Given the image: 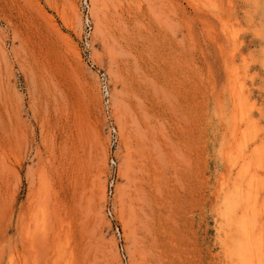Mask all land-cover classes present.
Wrapping results in <instances>:
<instances>
[{
	"label": "rangeland",
	"instance_id": "obj_1",
	"mask_svg": "<svg viewBox=\"0 0 264 264\" xmlns=\"http://www.w3.org/2000/svg\"><path fill=\"white\" fill-rule=\"evenodd\" d=\"M92 1L0 0V264H234L264 0Z\"/></svg>",
	"mask_w": 264,
	"mask_h": 264
},
{
	"label": "bare ground",
	"instance_id": "obj_2",
	"mask_svg": "<svg viewBox=\"0 0 264 264\" xmlns=\"http://www.w3.org/2000/svg\"><path fill=\"white\" fill-rule=\"evenodd\" d=\"M91 1V0H90ZM94 1V2H93ZM91 4H95V0H93ZM94 14V12H92ZM229 69V68H228ZM235 70V69H234ZM237 73V72H236ZM234 75V73H233ZM241 90V89H240ZM245 93V92H244ZM246 95V94H245ZM237 99L238 101V108L240 111V117L243 122L244 125V129L240 132L241 138H240V142L242 140V142L240 143L237 139H235V144L234 147L236 145V147L240 146L242 144L241 147H245L246 142L244 141L245 137L248 136V134H250L251 138L253 139L254 136L257 133V122H255L251 117H250V113L248 111V109H246L245 107V101H242L243 98L241 97V95L239 94ZM241 99V100H240ZM234 113V112H233ZM231 115V114H230ZM235 115V114H234ZM234 121V120H233ZM241 122V121H240ZM232 123V122H231ZM240 126V125H239ZM242 128V127H241ZM239 134V133H238ZM253 135V136H252ZM237 137V136H236ZM232 139V138H231ZM236 140L238 141V143L236 142ZM237 143V144H236ZM250 143V142H249ZM254 144V143H253ZM235 147V148H236ZM232 148V147H231ZM240 147H238L237 149H239ZM252 148V147H251ZM261 149L263 150V152L261 151ZM240 151V150H239ZM236 152V151H235ZM253 154L255 156V158L258 160V166L261 163V160L264 159V142L261 141L260 145L253 148ZM238 155V154H236ZM241 155V154H240ZM242 155L245 156V153H242ZM241 157V156H240ZM239 159V158H238ZM246 159V158H245ZM244 160V158H242V161ZM256 161V160H254ZM128 162V161H127ZM256 163V162H255ZM129 164V163H128ZM126 164V165H128ZM236 164V163H234ZM239 164V163H238ZM232 165V164H231ZM130 167V166H129ZM234 167V166H233ZM247 167V165H246ZM257 167V166H256ZM255 167V168H256ZM261 167V166H259ZM251 168V167H250ZM253 168H251L252 170ZM125 170V169H124ZM129 170V169H128ZM246 171V170H245ZM250 172V171H249ZM256 173V172H255ZM123 174V173H122ZM124 175V174H123ZM246 176V174L244 175ZM243 177V175H242ZM258 177V176H257ZM260 177V175H259ZM261 178V177H260ZM234 180H237L234 178ZM243 180V179H242ZM256 175L252 172L249 175V177L247 178L246 182L244 183V185H237L235 186V190L233 192H229L226 194V196L223 199V203H225L228 207L229 211L226 215L227 217L231 216V214L237 210V208L242 207L244 205V203L246 204L247 200L245 201L244 199V191L245 189L249 192L250 190L254 189V183L256 182ZM263 180V178H262ZM262 182V181H261ZM243 183V181H242ZM260 184V183H259ZM261 185V184H260ZM229 186V185H228ZM224 187V186H223ZM258 187V186H257ZM225 190V188H223ZM117 191V190H116ZM119 191V188H118ZM223 191V190H222ZM230 191V190H229ZM247 191L245 193H247ZM118 193V192H117ZM223 193V192H222ZM120 194V192L118 193ZM117 194V195H118ZM44 195V194H43ZM111 195V194H110ZM223 195V194H222ZM248 195V194H247ZM253 195V194H252ZM264 195V194H263ZM30 196V195H29ZM115 196V195H114ZM116 197V196H115ZM246 197V196H245ZM254 197V196H253ZM32 198V197H31ZM37 198V197H35ZM249 199V198H248ZM38 200V199H37ZM119 200V199H118ZM121 200V198H120ZM249 201V200H248ZM39 202V201H38ZM117 202V201H116ZM32 204H35L32 203ZM37 204V203H36ZM35 204V205H36ZM121 204V203H120ZM225 205V206H226ZM246 205H249L252 209V212L255 213L251 216L248 215L247 211L245 210V212L243 213V215L240 217L239 221L237 222V227L239 228V231H241V233L244 236V241L240 242L241 240L238 241L237 245H235V248L233 249V251L231 250V254L230 256H232L231 258H233V263L234 264H262V253H263V248H262V244H261V237H259V235H255V225H257V223L260 221V219L264 218V200L262 201L258 199L257 197H254L251 201H249ZM121 206V205H120ZM123 208V207H122ZM233 213V215H234ZM232 215V216H233ZM237 215V214H236ZM226 217V218H227ZM232 219V218H231ZM264 223V222H263Z\"/></svg>",
	"mask_w": 264,
	"mask_h": 264
}]
</instances>
